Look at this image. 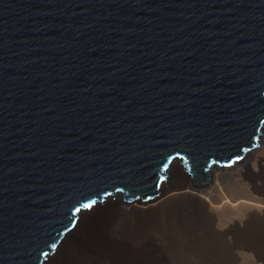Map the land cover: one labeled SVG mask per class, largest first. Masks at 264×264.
<instances>
[{"label": "water", "instance_id": "water-1", "mask_svg": "<svg viewBox=\"0 0 264 264\" xmlns=\"http://www.w3.org/2000/svg\"><path fill=\"white\" fill-rule=\"evenodd\" d=\"M263 137L264 0H0V264Z\"/></svg>", "mask_w": 264, "mask_h": 264}, {"label": "bare ground", "instance_id": "bare-ground-1", "mask_svg": "<svg viewBox=\"0 0 264 264\" xmlns=\"http://www.w3.org/2000/svg\"><path fill=\"white\" fill-rule=\"evenodd\" d=\"M262 159L264 137L232 167L211 168L202 185L192 184L173 161L151 199L125 203L118 193L79 211L74 228L43 264H220V257L234 258L239 246L252 252L260 247L264 255V234L252 233L256 220L264 223V167L255 168ZM239 178L251 187L245 202L226 193ZM240 207L246 217L220 229V214Z\"/></svg>", "mask_w": 264, "mask_h": 264}, {"label": "rangeland", "instance_id": "rangeland-1", "mask_svg": "<svg viewBox=\"0 0 264 264\" xmlns=\"http://www.w3.org/2000/svg\"><path fill=\"white\" fill-rule=\"evenodd\" d=\"M259 166L264 167V159L260 160V163L257 164L255 168H258ZM256 172H258V170ZM256 181H258V179H256ZM247 187L251 189L246 180L239 178V180L233 183V185L228 184L225 189L229 198L233 199L236 202H245L249 200V196L246 191ZM252 203L254 204V201H252ZM256 211L258 215L263 214L259 209H257ZM245 217V212H243V208L240 207L233 211L220 214V219L218 220L217 225L220 227V229H223L227 226L228 223L232 221V219H243ZM252 228L254 229L252 230V233L256 235L255 238L264 234V223L261 224L258 220L255 221L254 226ZM261 242L264 243V241H260L259 243ZM258 250L256 252H252L250 250H246L242 246H239L238 248H233V253L235 254V257L232 259H223L220 257V264H264V255L259 253ZM222 251L223 250L221 249L220 252ZM192 262L194 263V261ZM193 263L188 262L186 264Z\"/></svg>", "mask_w": 264, "mask_h": 264}, {"label": "snow or ice", "instance_id": "snow-or-ice-1", "mask_svg": "<svg viewBox=\"0 0 264 264\" xmlns=\"http://www.w3.org/2000/svg\"><path fill=\"white\" fill-rule=\"evenodd\" d=\"M83 207H84V208H89V207H91V205H89V204H84ZM79 210H80V209H77V211H79Z\"/></svg>", "mask_w": 264, "mask_h": 264}]
</instances>
